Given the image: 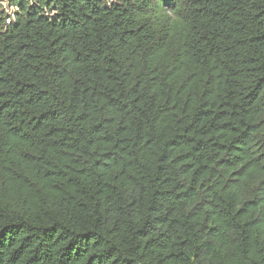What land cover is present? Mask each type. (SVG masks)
I'll return each mask as SVG.
<instances>
[{"label":"trees","instance_id":"1","mask_svg":"<svg viewBox=\"0 0 264 264\" xmlns=\"http://www.w3.org/2000/svg\"><path fill=\"white\" fill-rule=\"evenodd\" d=\"M0 264H264V0H0Z\"/></svg>","mask_w":264,"mask_h":264},{"label":"rangeland","instance_id":"2","mask_svg":"<svg viewBox=\"0 0 264 264\" xmlns=\"http://www.w3.org/2000/svg\"><path fill=\"white\" fill-rule=\"evenodd\" d=\"M3 4H4V7L6 8V11H7L8 13H12V12H13L12 8H8L7 3L4 2Z\"/></svg>","mask_w":264,"mask_h":264},{"label":"built area","instance_id":"3","mask_svg":"<svg viewBox=\"0 0 264 264\" xmlns=\"http://www.w3.org/2000/svg\"><path fill=\"white\" fill-rule=\"evenodd\" d=\"M8 23H10V20L8 21Z\"/></svg>","mask_w":264,"mask_h":264}]
</instances>
